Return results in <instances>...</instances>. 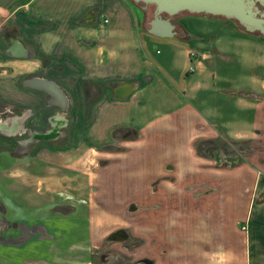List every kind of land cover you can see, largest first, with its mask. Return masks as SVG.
Returning a JSON list of instances; mask_svg holds the SVG:
<instances>
[{"label": "crops", "instance_id": "crops-1", "mask_svg": "<svg viewBox=\"0 0 264 264\" xmlns=\"http://www.w3.org/2000/svg\"><path fill=\"white\" fill-rule=\"evenodd\" d=\"M188 20L180 23L182 35L163 38L137 26L129 0H0V100L45 115L43 91L22 83L30 77L58 83L71 98L69 115L75 124L70 138L86 144L106 137L110 143L116 137L121 141L124 149L119 151H95L99 162L108 160L97 166L104 185L124 179L120 171L135 157L140 174L157 185L140 196L146 243L159 248L171 232L181 261L193 243L206 240L202 231L209 229L195 224L202 217L205 221H197L209 224L207 244L215 256L228 258L231 250L240 264L246 249L248 264H256L264 257V39L220 16L194 14ZM15 42L19 48L11 53ZM191 50H196L195 58ZM127 82L134 84L132 93L126 99L115 97L114 88ZM12 92V97L5 95ZM111 104L118 110L104 133L103 113ZM122 130H133L136 136H117ZM200 139L250 147L235 166L218 167L214 156L197 154ZM74 146L68 144L60 153L77 151ZM63 157L58 164L68 168L69 159ZM111 170L116 173L105 179ZM168 183L173 190L166 188ZM83 207V228L68 226V218L58 213L57 224L30 228L38 234L28 241L34 250L8 249L0 254L2 261L12 257L7 264H93V247L102 237L94 229L90 207ZM171 215L177 225H169ZM216 217L223 219L224 229L215 224ZM239 223L242 229L247 226L246 248L243 237L229 234L240 230ZM15 232L3 227L2 240H13Z\"/></svg>", "mask_w": 264, "mask_h": 264}, {"label": "rangeland", "instance_id": "rangeland-1", "mask_svg": "<svg viewBox=\"0 0 264 264\" xmlns=\"http://www.w3.org/2000/svg\"><path fill=\"white\" fill-rule=\"evenodd\" d=\"M134 14L137 26L144 31V28H146L144 27L145 19L137 6H134ZM151 15L152 13L148 15V18H150ZM192 15L194 14H184L175 21L178 24L181 22L188 23V17ZM200 15L201 14H199V16ZM226 21L234 23L229 19ZM202 36L203 35L198 32L194 34L195 38L202 39ZM183 39H186V37ZM26 80L23 81L22 85L28 87V85L25 84ZM12 94L13 92L5 95L12 97ZM22 96L25 97L27 95L23 92ZM117 110L118 108L111 104L103 113L104 116H106V120L101 123L104 125V133L108 130V126L114 122V116L117 114ZM30 111L31 110L28 108H19L14 104L0 100V122L2 124L4 123L11 126L9 122L12 119L21 118L25 115L27 116ZM132 113H135V111H132ZM17 121V119L14 120L13 124ZM2 131L8 134H4ZM14 132L11 131L10 128H8V130L5 128L3 130L0 129V254L13 248H18L20 252L25 251L28 247L34 250V245L28 241L33 236L37 237L38 234H35L30 228L46 227L57 224L55 215H59L58 213L68 218L66 220L68 226L75 227L76 229L83 228L86 221L82 218V214L86 216V207H90L89 209H91V213H93L92 223L94 229L99 234L98 236L102 237L99 243L93 247V264H111V261L107 260L102 263L100 255L103 254L102 247L105 245L104 242L110 235L109 233L112 231H119V229H128L129 233H131L132 236L128 241L135 242L138 247L135 251L136 258L143 256L146 250L158 254V256L155 257V264H226V259L230 262L229 264H236V258H234V253L231 252V250L228 253V258L225 255L222 256L220 254L215 256V253H212L211 245L207 244L210 226L203 221L200 223L197 221L198 219L204 220L202 217H197L195 224L209 229L208 231L207 229L202 231V235L206 236V240H198L199 242L195 245L193 243L190 246L192 249L186 250V253L184 252L181 254V256L185 257L181 259V261L177 258V255H179V252L176 250L178 248L177 238L176 242H174L175 244H172L171 232L166 234L167 238L170 240H162V245L160 243L159 248L154 245V242L148 241L145 243L147 240L143 239L141 234V227L143 225L140 216V196L141 193L144 192L152 193L155 189L152 182H149V176L145 177V175H141L139 169L136 167L139 165L137 157L125 162V166L123 167L124 171H120L119 174L125 175V177L122 180H119V177H117L115 183L109 182L108 185H104L103 175L99 176L97 174V166H103L108 160H100L99 162L95 151H111L110 148L112 147H108L107 145H115V151L124 149L120 146L121 141H119L118 137H116L115 141L112 139L111 143L108 142L109 137L96 139V142H94L95 144L82 143L81 141L83 139L79 138L78 141L77 139L75 140L78 150H68V153L65 154L58 152V149L49 147L48 145L39 146L27 144L25 134H12ZM117 134V136L128 135L123 130L117 131ZM206 140L208 139H203L201 141L204 142ZM89 141V143H91V139H89ZM229 141L232 142L231 140ZM196 143H198V140ZM224 143L230 145L228 142ZM200 145L197 146L200 152L204 154L202 156L211 157L209 154L213 153L214 157L211 158L215 160L214 162L218 167H223L224 165L230 167L235 166L237 162L243 160V156L246 155L250 147L249 145H244L243 148H240L232 142L230 151L210 150L209 152L211 153H208V151L202 149ZM232 148L234 150L231 151ZM63 156H67L69 159L68 163L70 165L68 168L59 166L60 164H58V161H62L64 158ZM113 171L114 170L109 171L105 179L114 176L116 171ZM169 173L170 172L166 174L173 178V175ZM166 185L168 190L174 189V185L169 183ZM50 203L52 205L51 208L48 207ZM82 206H84L83 208L86 210L85 213L83 210L79 211ZM68 207H71V210H67L66 208ZM60 208L64 209H62V211H56L60 210ZM108 208H110L109 211L106 210ZM213 220L217 221L215 224L218 225V227L222 229L225 228V222H221L223 219L221 220V218L216 217ZM66 222L64 221L63 224ZM176 222L175 216L171 215L169 218V225H177ZM238 225L240 230L237 233H235L234 230L230 233L229 230V234L236 235L240 239L243 237L244 246L246 248L247 231L242 229V223ZM3 227L17 229L13 240L9 242L2 240ZM228 229H231L230 226H228ZM121 233L123 232L114 234L112 239L117 241L115 237H121L123 239H118V241H123L126 235L124 236ZM214 235L215 233H213V237ZM189 236L191 239L195 237L193 233H190ZM160 237L165 239L162 235H159V238ZM1 241L6 243V245L2 246ZM27 242L29 244H27ZM143 242L145 244H143ZM220 242L222 244V240H220ZM141 243L142 246L140 245ZM222 246L219 243L216 249H219L220 252ZM162 247L166 250L162 249ZM112 248L120 249L122 252L124 251V253L129 252V250L122 249L121 245L117 243L112 245ZM108 249L106 250L105 248L106 253ZM194 250H197V256H193ZM221 253H225V251H221ZM246 253L247 250L245 249V258L240 264L249 263L246 258ZM188 257H190V259ZM11 258H5L4 261H2L0 255V264L11 263L13 260ZM16 258L19 257L16 256ZM256 264H264V257L259 258Z\"/></svg>", "mask_w": 264, "mask_h": 264}, {"label": "flooded vegetation", "instance_id": "flooded-vegetation-1", "mask_svg": "<svg viewBox=\"0 0 264 264\" xmlns=\"http://www.w3.org/2000/svg\"><path fill=\"white\" fill-rule=\"evenodd\" d=\"M133 6H137L140 11L142 12L143 16H144V27H146V30L148 29V27L150 26V21L154 18L155 16V10L157 9V5L155 3H144V2H136L134 0H129ZM252 11L255 14V18L261 20V27L257 26L256 24H249L252 26V31H250L248 28L249 25H245L242 22H240L237 19H229L226 18L222 15H218L220 17L229 19L231 21H233L235 23V26L240 29L243 30L246 33H249L251 35H254L256 37H259L261 39H264V0H254V4L252 6ZM152 13L151 17L148 18V15ZM184 14H205V13H193L190 12L188 10L185 11H180L178 14L176 15H172L170 16L169 14L163 12L162 15L165 18H168L170 16L171 21L176 25V31H177V35H182L183 34V27L181 24L176 23V19ZM248 14V13H247ZM206 15H211V14H206ZM217 16V15H214ZM36 77H30L28 79H33ZM45 78V77H42ZM48 79V78H46ZM51 80V79H49ZM58 84V83H57ZM59 85V84H58ZM34 87V86H32ZM59 87L61 89H63V91L65 92V94L67 95V97L69 98V103L67 107H63L61 104L56 102V99L52 98V95H50L49 93L45 92L44 90L43 93L45 94V100L43 101V105L45 107V109H47V113L45 115H39L38 111L32 109L29 113V115H25L21 118H14L12 119L9 124H11V126H9L11 129L14 128V126H17L16 131L12 134H25V139H26V143L30 144V145H48L49 147H53L55 149H58L60 151H62L61 149L68 146V144L71 145H76L75 140L77 139V141L79 140V138H70L69 137V131L72 129V126L75 124V119H73L70 115L69 112L71 110V101H70V97L68 96L67 91H65V89L59 85ZM37 90H39V88L34 87ZM99 94H101V88L97 87ZM89 101H92L94 99L93 96H91V94L88 95ZM91 103V102H89ZM30 110V109H29ZM58 115V116H57ZM55 117H61L62 120H56L54 119ZM18 120L17 122H14V120ZM64 120H65V124H64ZM59 121H61L59 123ZM4 124V123H3ZM62 124V125H61ZM6 125V124H5ZM59 126V130H57V132L59 133L58 136L51 138L47 141H42V140H38L35 139V133L39 132H46L48 130L51 129H56ZM61 128V129H60ZM4 134H8L5 131H2ZM126 133L128 134L127 137L131 138L133 136H136L135 131L133 130H128L126 131ZM113 137V136H112ZM114 138V137H113ZM202 142V143H201ZM199 143L200 147L202 149H205L206 151H208V153L210 150H214V151H218V150H222V151H230V145H228L227 143L224 142H220V141H216V140H206V141H201ZM92 144V143H90ZM108 147H112L114 148V145H107ZM229 147V148H228ZM234 150L233 148L231 149V151ZM210 156H214V154H209ZM158 183V181H157ZM156 183V184H157ZM154 189H157V185L154 186ZM126 233H121L122 235H126V238H124L123 241H118V239H123L121 237H115L117 241H114V239H112L113 237V233H111L106 241L104 242V246L102 247L103 250V254L100 255V259L102 261V263H104V261H111V264H155L156 263V259L155 256L152 255L151 251L146 250V252L144 253L143 256L136 258V249H138L137 245L135 242H129L128 240L131 238V233H129L128 229H125ZM117 232V231H115ZM118 234V233H116ZM120 244L122 249L124 250H129L128 253H124V251L122 252L120 249H115L112 248V245L114 244ZM146 243V242H145ZM143 242V244H145ZM109 245V246H107ZM142 246V243L140 244ZM105 248L106 250L108 249V252H105ZM128 261V263H127Z\"/></svg>", "mask_w": 264, "mask_h": 264}, {"label": "water", "instance_id": "water-1", "mask_svg": "<svg viewBox=\"0 0 264 264\" xmlns=\"http://www.w3.org/2000/svg\"><path fill=\"white\" fill-rule=\"evenodd\" d=\"M136 2L155 3L157 9L155 10V16L150 21L148 27V33L163 38L175 37L177 35L176 25L171 21L170 16L178 14L180 11L188 10L193 13H205L211 15H222L226 18L237 19L245 25L256 24L261 27V20L255 18V14L252 11L254 0H134ZM165 12L170 16L168 18L163 17L162 13ZM248 13V14H247ZM252 31V26H248ZM19 48V43H13L9 50L12 53L15 49ZM56 83L52 80L36 77L33 79H27L26 85L37 87L31 83H41L42 86H38L39 89H45L50 95H55L47 88V82ZM57 84V83H56ZM58 85V84H57ZM61 92L67 97L63 89L58 85ZM134 84L127 82L114 88V95L119 99H126L132 93ZM68 98V97H67ZM264 200V193L262 194ZM124 232V230L117 231L116 233ZM125 233V232H124Z\"/></svg>", "mask_w": 264, "mask_h": 264}, {"label": "bare ground", "instance_id": "bare-ground-1", "mask_svg": "<svg viewBox=\"0 0 264 264\" xmlns=\"http://www.w3.org/2000/svg\"><path fill=\"white\" fill-rule=\"evenodd\" d=\"M47 82V88L52 91L55 95L52 96V98L56 99V102L61 104L63 107H67L68 106V103H69V98H67L62 92L61 90L58 88V85L56 83H52V82H49V81H46ZM32 85H36L37 87L38 86H42L43 87V84H39V83H31ZM39 90H44L45 92H47L45 89H39ZM58 116V115H57ZM54 119L56 120H62L61 117H55ZM61 121H59L60 123ZM64 124H65V120H64ZM62 125V124H61ZM17 126H14L13 129H11L7 124H2L0 122V129H7L10 128L11 131H16V128ZM61 129V128H60ZM57 130H59V126L56 128V129H51V130H48L46 132H43V133H35V139H38V140H49L51 138H54L56 136H58V132Z\"/></svg>", "mask_w": 264, "mask_h": 264}, {"label": "built area", "instance_id": "built-area-1", "mask_svg": "<svg viewBox=\"0 0 264 264\" xmlns=\"http://www.w3.org/2000/svg\"><path fill=\"white\" fill-rule=\"evenodd\" d=\"M0 28H1V23H0ZM196 56H197V52L195 50H191V57L195 58ZM243 230H247V226L246 225L243 226Z\"/></svg>", "mask_w": 264, "mask_h": 264}, {"label": "trees", "instance_id": "trees-1", "mask_svg": "<svg viewBox=\"0 0 264 264\" xmlns=\"http://www.w3.org/2000/svg\"><path fill=\"white\" fill-rule=\"evenodd\" d=\"M203 15H205V14H203ZM209 16H214V15H209ZM215 17H217V16H215ZM183 32V31H182ZM197 145H199L198 143H196V151H197V154H199V155H204L203 153H201L200 152V150H199V148H198V146ZM111 150H114V148H110Z\"/></svg>", "mask_w": 264, "mask_h": 264}]
</instances>
